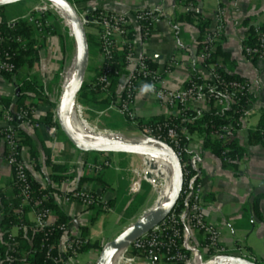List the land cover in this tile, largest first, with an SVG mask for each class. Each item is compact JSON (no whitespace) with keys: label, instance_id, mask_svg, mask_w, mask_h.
<instances>
[{"label":"crops","instance_id":"obj_1","mask_svg":"<svg viewBox=\"0 0 264 264\" xmlns=\"http://www.w3.org/2000/svg\"><path fill=\"white\" fill-rule=\"evenodd\" d=\"M70 1H76L82 8L92 12L106 10L132 14L135 10L146 7L160 9L161 18L147 39L143 36L139 22L132 17L135 52L137 56L145 54L152 66L162 73L166 71L169 61L177 57L178 63L172 68L171 73L163 74L166 86L174 90L181 89L194 75L202 77L207 74V70L198 59L199 44L203 37L198 24H205V32H207L217 25L218 9L222 7L226 10L225 35L219 46L215 64L229 76L249 80L252 91L256 95L254 114L234 135L238 145L245 148L246 154L237 167L233 168L227 166L211 150L205 149L204 139L199 136H191L188 149L191 153L202 157L199 171L203 186L206 221L222 230L225 246L232 247L240 244L246 248V252L259 258L264 264V146L250 142V132L258 127L264 112V61L249 60L243 54V43L249 38L253 26L264 22V0ZM189 15L195 23L183 20ZM69 38L73 44L74 55V40L70 32ZM92 38L94 45L90 49V63L86 77V83L89 84L94 82L100 72L98 42L94 36ZM38 56L36 63L22 68L12 80L0 74V128L6 126L4 117L7 111L17 109L20 97L19 83L28 78H36L49 97V105L41 103L39 98L27 99V103L37 104L35 119L40 123V127L22 131V156L29 165L31 178L43 188L59 193L78 189L91 190L107 200L110 211L86 209L81 204H64L59 199L54 202L70 221H74L78 234L87 240V244L93 246L81 252L76 264H95L102 249L109 243L103 238V232L100 229L105 224L103 214L122 215L128 212L133 203H138L140 206L151 195L148 189L134 197L129 190L133 181L136 180L134 172L140 162L144 161V157L82 152L68 140L62 130L58 129L56 135H51L50 125L45 123V119L46 115L53 111L54 100L59 92L58 83H55L63 62L59 36L52 35L47 38ZM121 79L115 100L123 92L124 76ZM83 106L86 108L84 116L102 118L114 111L125 120L127 119L117 110H110L99 115L106 110V105L103 104ZM192 110L208 112L211 107L195 103ZM133 111L138 119L146 122L154 117L169 118L172 115L170 109L159 105L149 94L143 97L137 94ZM105 128L107 129L103 131L97 129L104 133L115 131L109 127ZM97 162H109L110 166L102 173L92 175L88 172L86 163ZM49 164L60 167L61 172L53 173ZM53 176H56V179ZM13 195L11 167L4 160H0V205H4L3 201L8 203ZM99 211L102 214L98 215ZM94 217L96 221L93 222ZM59 219L53 211L51 222L57 223ZM27 220L32 224L35 220L34 214L29 213ZM119 224L122 230L126 229L120 221ZM191 235V241L199 252L200 260L203 263L210 261L212 255L205 248L203 234L191 232ZM4 244L0 222V249ZM155 264L167 263L162 256H159Z\"/></svg>","mask_w":264,"mask_h":264},{"label":"built area","instance_id":"obj_2","mask_svg":"<svg viewBox=\"0 0 264 264\" xmlns=\"http://www.w3.org/2000/svg\"><path fill=\"white\" fill-rule=\"evenodd\" d=\"M78 11L88 35L95 37L98 42L100 52V72L91 87L105 95L109 93L112 86L113 76H124L122 94L110 104L106 105V110L100 112L102 115L110 110H117L124 115L127 120L135 122L137 116L133 111L137 92L141 84L148 83L155 86V92L149 93L161 106L172 111L169 118L176 119L179 123L165 121L140 129L135 141H143L147 138L160 140L165 136L169 144L182 163L183 169V189L180 200L174 211L158 226L144 234L133 244L120 252L115 258L114 264H155L157 258L162 256L167 264H200V255L192 243L191 232L203 234L205 238V248L211 253L212 259L204 264H210L217 256L232 255L249 259L246 248L240 244L232 247L223 244L222 230L209 224L205 218V206L203 197V186L199 166L202 157L190 152L188 147L181 142L180 130L191 125L193 120L188 116V112L193 111V104H206L211 108L219 110L221 113L230 109L231 106L241 101L242 96L252 94V84L249 80H229L221 72L220 68L212 63L213 56L223 42L225 35L226 10L222 7L216 14L217 25L215 28L205 32L199 44L198 59L207 70V74L200 77V81L190 77L185 86L181 89L168 88L164 81V73L169 74L172 68L178 63V58L173 57L164 73L154 68L147 56H137L135 52V34L133 29L134 17L142 28L145 39L149 37L156 28L157 22L161 18V10L158 8H142L131 13H119L114 11L98 10L89 13L76 1H71ZM58 7L49 1L37 0V3L29 9L26 14L19 16L8 22L10 29H14L19 21H28L37 31L41 39L47 38L51 32L52 22L48 18L50 13H58ZM60 13V12H59ZM255 43L243 46V54L249 60L264 61V22L256 23L253 26ZM47 36V37H46ZM11 37H0V74L10 75L13 78L17 75V69L12 63V49L6 48L5 43L11 41ZM23 49L26 44L22 37L14 39ZM118 53L124 54L125 68L119 71L116 68V56ZM73 59L64 73L63 81L59 85V92L54 100L52 124L49 133H57V109L59 107L61 94L66 81L72 73ZM126 72V74H125ZM245 105V104H244ZM241 106V114L237 126L241 129L248 119L255 112V101L246 100V105ZM86 108L78 101L74 112L84 118ZM36 108L31 105L20 108L18 111H7L4 120L6 126L0 128V160H4L12 170L13 190L16 192L6 205H0V218H4L9 213H14L18 222L11 221V228L8 231V245L13 255L8 256L9 264L18 262L17 236L20 231L32 230L43 233V249H46L47 256L53 264H76L79 255L83 251L87 240L82 238L77 231L74 221L63 223L59 226L61 236L58 242L50 244L46 237L51 234L57 223L51 222L53 210L47 207L51 201L59 199L64 204H81L86 209H101L110 211L107 200L97 195L91 190L78 189L67 193L59 192H38L36 193L31 179L29 165L22 156L20 133L24 129L38 128L40 123L35 119ZM197 112V111H196ZM84 120V119H83ZM86 121V120H84ZM87 122V121H86ZM231 125L221 126L218 130L210 133L209 138L213 141L227 140L233 133ZM107 134L120 135L121 133L108 132ZM146 166L155 167L164 160L158 158L144 157ZM109 162L86 163L88 172L92 175L102 173ZM136 180L130 186L131 196H137L143 190V184L149 182L154 184V180L147 179L146 171L144 176L134 172ZM166 181V180H165ZM18 199V206H14L12 200ZM33 213L35 220L28 224V215ZM55 251L57 255H52ZM251 260V259H249ZM253 261V260H252Z\"/></svg>","mask_w":264,"mask_h":264},{"label":"trees","instance_id":"obj_3","mask_svg":"<svg viewBox=\"0 0 264 264\" xmlns=\"http://www.w3.org/2000/svg\"><path fill=\"white\" fill-rule=\"evenodd\" d=\"M30 1H37V0H26L13 5L0 7V37L4 36V37L12 38L11 41L6 42L4 45L6 48L12 49L11 61L17 69V74L22 68L30 66L38 61L39 59L38 52L45 46V42L47 38H49L52 35L53 36L57 35L60 38L61 52L63 56V62H62V68H63L66 60H68V56H71L73 52V44L70 41L68 29L65 30L64 34H61V32L57 31L54 25H52L53 27H51V32L48 35V37L46 36L47 38L41 39L37 31L26 20L19 21L14 29H10L8 26L7 21L9 19L15 18L17 16L19 17L24 14L22 7L25 6ZM83 1H91V0H83ZM10 9L13 10L11 11ZM51 15L52 13L48 14V18L50 20L52 19ZM183 20L188 23L194 22L190 17V15L186 16ZM198 28L200 32L203 34L202 36H204L206 25L203 23H199ZM16 37L23 38L24 43L26 44L25 49H23L19 43H16V41L14 40ZM202 39L200 40V42L202 41ZM88 40L91 49V46L94 45L92 35H88ZM254 43H255V35L254 32L252 31L249 38L243 44L245 46V45H253ZM217 52H219V48L217 49L216 53L213 56L212 63H215L216 61ZM116 68L122 72L125 68V58H124V54L122 53H118L116 56ZM60 72L56 77L55 83L59 82ZM221 72L229 80H234V79L243 80L239 77L229 76L223 71ZM123 75L113 76L112 86L107 95L99 91L93 90L91 84L85 82L79 94V98H78L79 102L83 105H90V104L108 105L112 101H115L114 98L116 97V92L118 90L119 83L121 82L122 80L121 78L123 77ZM4 76H6L11 80L13 79V77L10 75L4 74ZM192 77L197 81H200L201 79L197 75H194ZM19 89H20V97L18 99L17 109L15 110V112L22 107H26L27 105H31L37 108L36 107L37 104L35 102H31V103L26 102L27 99L29 98L31 99L39 98L41 103H43L44 105H49V99H48L49 97L45 92L43 85L40 84L36 78H28L21 81L19 83ZM255 99L256 98L252 94L244 95L242 96L241 101L239 103L234 104L233 106H231L230 109L226 110L223 113H221L219 110L214 108H211V110H209L208 112H195V111L188 112V116L193 120L194 123L191 125H182V127L186 128V130L184 128L180 130L181 142L183 146L188 147L191 136H195V135L199 136L204 139L205 149L211 150V152L217 157L221 158L227 166L236 168L238 163L244 158L246 154L245 148L239 146L236 139H234L235 133L239 130L237 123L240 117L242 116L240 112L241 106L244 104L246 105V100L255 101ZM52 117H53V111L49 112L46 115L45 123L47 125L52 124ZM165 121L167 122L173 121L174 123H179V121H177L176 119L158 116L152 118L147 122L137 118L135 122L129 121V124L131 125L132 129L137 130V129H143L144 126L163 123ZM224 125L232 126L234 130L232 135H230L227 140H217V141L211 140L209 138L210 133L214 130H218L221 126ZM57 128L58 129L60 128L58 122H57ZM20 137H21V148H22L23 132L20 133ZM160 140L167 142L164 135L160 137ZM250 142L252 144H261L264 146V112L261 115L258 127L250 132ZM94 154H102V153H94ZM49 165L51 166L53 173L61 172L60 167L56 166L55 164H49ZM53 177L54 179H56V176ZM32 182L36 193L38 192L45 193L52 191L51 189L43 188L39 183H37L33 179ZM148 189L149 188H144V184H143V190H148ZM15 193L16 192L14 191V194ZM12 202L15 207L18 206L19 204L18 199H14L12 200ZM3 204L7 206L8 203H6V201H3ZM47 207L51 208L60 218L59 221L57 222L56 227L53 228L51 234H49L48 237H46L48 243L53 244L58 242L61 236V231L59 229V226L63 223L69 222L70 219L54 203V201L49 202L47 204ZM133 207L138 208L139 204L133 203L129 207L128 212L129 210L133 209ZM97 214L98 215L102 214V212L99 211L97 212ZM11 221L18 222L17 216L12 212L9 213L4 218H0L1 228L4 234V242H5L4 246H2L0 249V264H9L8 256L14 254L13 252H10L8 245V231L11 228L10 225ZM94 221H96L95 217L93 218V222ZM28 224L30 223L28 222ZM43 240H44L43 233L41 232H34L32 230L20 231L17 236V241L19 242V246L17 248L18 250L17 256L19 259L16 264H53V262L50 261V259H48L46 249H43L42 246ZM90 247L93 246L86 244L83 251ZM52 255H57V254L55 251H53Z\"/></svg>","mask_w":264,"mask_h":264},{"label":"water","instance_id":"obj_4","mask_svg":"<svg viewBox=\"0 0 264 264\" xmlns=\"http://www.w3.org/2000/svg\"><path fill=\"white\" fill-rule=\"evenodd\" d=\"M26 0H0V7L13 5ZM54 3L67 21V26L74 40L73 70L68 77L61 94L57 109L60 129L68 140L80 151L87 153L130 154L166 161L171 170V189L166 197L161 198L152 208L144 213L134 224L124 229L116 238L102 249L95 264H114L117 255L130 247L135 240L162 223L176 208L183 189L182 163L174 149L166 142L147 138L143 141L128 140L120 135L92 131L82 124L78 130L72 124L71 114L85 84L90 63V46L87 30L78 11L70 0H45ZM89 13L92 11L89 10ZM147 179H151L149 174ZM200 264H204L200 261ZM210 264H258L255 261L222 255L215 257Z\"/></svg>","mask_w":264,"mask_h":264},{"label":"rangeland","instance_id":"obj_5","mask_svg":"<svg viewBox=\"0 0 264 264\" xmlns=\"http://www.w3.org/2000/svg\"><path fill=\"white\" fill-rule=\"evenodd\" d=\"M36 3L37 1L28 2L25 6L22 7L23 13L26 14L29 11V9L33 7ZM10 10L12 11L13 9ZM59 12L52 13L51 21L54 27L56 28V30L61 32V34H64L65 30L66 29L69 30V28L67 26L66 19L63 17V14ZM72 59H73V52L71 56H68V60H66V64L61 69L59 76L60 79L58 82V89H59V85L63 81V77L65 76L64 73L67 70ZM83 119L86 120L87 122L84 121ZM83 119L81 120L84 121L92 129H95L97 132H99L100 130L103 131L104 129H107L105 127H109L115 130L113 132L121 133L124 136L123 138L128 140H136L137 135L140 133V129L137 130L132 129L131 125L129 124V121L127 119L125 120L124 117L119 116L117 113H114V111H111L107 116L102 118L86 115L84 116ZM97 128L100 130H98ZM102 133L104 134V132ZM137 170L138 173L141 174L142 176H144L142 172L146 171V173L151 176V179L153 178L154 184H150L149 182L144 183V188H149L151 195L150 197H148V199L145 200V202L141 203V205L138 208L133 207V209L129 210V212L124 213L122 215H119L117 213L103 214V218L105 219V224L103 227H100V229L103 232V238H105L108 242L112 241L124 230V229L122 230L119 221L125 226V228L129 227L131 224H134L150 208H152L161 198L164 197V190L168 178L165 165L162 162H160L159 164H157V166L153 168L152 167L149 168V166H146L144 162H140ZM246 256L249 259L257 262L258 264H263L262 260H260L257 257L255 258L253 254H248V255L246 254Z\"/></svg>","mask_w":264,"mask_h":264},{"label":"bare ground","instance_id":"obj_6","mask_svg":"<svg viewBox=\"0 0 264 264\" xmlns=\"http://www.w3.org/2000/svg\"><path fill=\"white\" fill-rule=\"evenodd\" d=\"M71 121H72V124L75 126V128H77L78 130H83L82 124H84L86 128H88V129H90L92 131H96L95 129H92L90 126H88L84 121H82L79 118V115L77 113H74V111L71 114ZM164 162L165 163H163V164L166 167L167 177H168L167 178V183H166V186H165V190H164V197H166V195L169 194L170 189H171V170H170L169 164L166 161H164Z\"/></svg>","mask_w":264,"mask_h":264},{"label":"clouds","instance_id":"obj_7","mask_svg":"<svg viewBox=\"0 0 264 264\" xmlns=\"http://www.w3.org/2000/svg\"><path fill=\"white\" fill-rule=\"evenodd\" d=\"M155 92V86L152 84H148V83H143L140 85L139 89H138V96L143 97L146 94L149 93H153Z\"/></svg>","mask_w":264,"mask_h":264},{"label":"snow or ice","instance_id":"obj_8","mask_svg":"<svg viewBox=\"0 0 264 264\" xmlns=\"http://www.w3.org/2000/svg\"><path fill=\"white\" fill-rule=\"evenodd\" d=\"M58 2H62V0H58Z\"/></svg>","mask_w":264,"mask_h":264}]
</instances>
